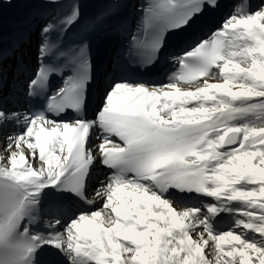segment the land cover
<instances>
[{
  "label": "snow or ice",
  "instance_id": "obj_1",
  "mask_svg": "<svg viewBox=\"0 0 264 264\" xmlns=\"http://www.w3.org/2000/svg\"><path fill=\"white\" fill-rule=\"evenodd\" d=\"M42 7L33 77L13 89L0 65V264H264V0H237L206 34L223 0H149L135 30L114 8ZM109 33H127L119 78L90 115L92 41ZM163 58L166 83L121 74ZM97 163L110 171L90 193Z\"/></svg>",
  "mask_w": 264,
  "mask_h": 264
},
{
  "label": "bare ground",
  "instance_id": "obj_2",
  "mask_svg": "<svg viewBox=\"0 0 264 264\" xmlns=\"http://www.w3.org/2000/svg\"><path fill=\"white\" fill-rule=\"evenodd\" d=\"M91 2H95L101 10L106 9L103 0H89V3ZM2 11L3 13L0 14V55L4 58V56H7L14 43L16 44L22 37L32 34L36 24L35 21L42 17L45 10L39 5V0H14L12 7L4 6ZM227 14L228 13H226L225 16ZM3 58L0 59V64ZM33 66L34 65L29 64L26 66L25 70L30 71ZM11 72L12 70L9 69L7 74L9 75ZM19 79L20 77L18 80ZM1 135H3V133L0 131V136ZM4 154L7 155V153ZM98 182L99 180L95 183L93 189L98 186ZM92 191L90 190L89 192L91 193ZM98 206L99 205H97V207ZM175 207L182 210V208L178 206ZM227 218L228 217H225V219Z\"/></svg>",
  "mask_w": 264,
  "mask_h": 264
},
{
  "label": "rangeland",
  "instance_id": "obj_3",
  "mask_svg": "<svg viewBox=\"0 0 264 264\" xmlns=\"http://www.w3.org/2000/svg\"><path fill=\"white\" fill-rule=\"evenodd\" d=\"M4 9V7H0V14L1 13H3V10ZM37 33H39V28L37 27ZM35 36H36V33H35ZM22 52L23 53H25L26 55L28 54V51L27 50H22ZM16 58L17 59H15V60H13L12 61V64H10V63H7L6 61L3 63V67H4V69H6V70H8V69H11L12 70V72L8 75L7 74V77H8V79L10 80V79H14L15 78V76L17 75V74H19L18 73V69H19V63L21 62L20 60H19V58H18V56H16ZM8 64V65H7ZM22 78H24V74H23V76H21V79ZM19 82H21V80L19 81ZM10 85H11V83H10ZM14 85V84H13ZM13 85H11V87H13ZM21 86V85H20ZM6 131L7 130H4V131H1V133H6ZM5 137H2L1 136V138H0V153H3V150H4V146H5V144H6V141H3V139H4ZM224 230H226V228L224 229Z\"/></svg>",
  "mask_w": 264,
  "mask_h": 264
}]
</instances>
